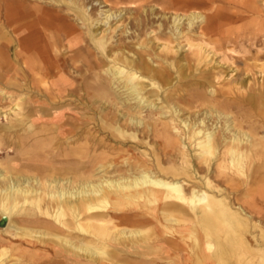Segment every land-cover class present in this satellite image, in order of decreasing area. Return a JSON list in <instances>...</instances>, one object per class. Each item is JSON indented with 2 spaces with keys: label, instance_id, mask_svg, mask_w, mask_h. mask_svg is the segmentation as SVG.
<instances>
[{
  "label": "bare ground",
  "instance_id": "obj_1",
  "mask_svg": "<svg viewBox=\"0 0 264 264\" xmlns=\"http://www.w3.org/2000/svg\"><path fill=\"white\" fill-rule=\"evenodd\" d=\"M109 1L0 0V84L15 90L18 82L23 94L0 87L13 98L0 109L12 115L0 136L8 156L0 161V264H264V101L250 100L260 125L247 129V119L230 116L245 106L214 99L212 87L181 94L180 85L168 107L156 105L174 63L142 44L148 59L125 55L126 39L149 27L138 16L121 31L134 35L114 39L111 19L137 12V0L102 9ZM186 19L202 29L205 18ZM181 20L172 18V36L184 33ZM96 98L107 109L98 119ZM143 110L159 117L145 121ZM103 130L123 139L141 131L153 159L96 153L104 144L94 133ZM213 165L220 187L207 177ZM249 183L232 205L230 195Z\"/></svg>",
  "mask_w": 264,
  "mask_h": 264
},
{
  "label": "rangeland",
  "instance_id": "obj_2",
  "mask_svg": "<svg viewBox=\"0 0 264 264\" xmlns=\"http://www.w3.org/2000/svg\"><path fill=\"white\" fill-rule=\"evenodd\" d=\"M93 3H96L95 6L98 7V2ZM102 4L101 6H104V8L102 7L104 10L110 7L114 10L124 9L125 6L130 5L128 3L125 5L116 4V0H110L108 5ZM133 4L137 12L134 11L130 14L127 9L126 11H121L120 14L122 16L117 13V16L111 19V29L115 30L114 39L126 38L131 34L134 35L133 30L128 31L126 34H122L121 31L125 27L130 28L133 18L139 16L149 28L146 32L142 29L139 38H134V40L132 38V40L126 39L128 45L123 47L124 54L130 55L129 57H142L143 60L148 59L143 50L140 49V44H142L148 47L155 60L157 59L156 61L165 64L170 61L174 63V67H168V70H166V76L170 79V83L165 84L162 91H159V95L154 97L156 105L168 107L169 104L165 101L166 95L173 92L180 85L186 90L185 92H180L181 94L190 93L191 89L195 88L202 89L208 93V90L212 87L216 90L214 99H229V101L238 103L239 106H245L247 113H244V115L240 110L232 109L230 112L232 119L234 118L236 122L239 121V118L241 120L242 117L244 120L247 119L242 123L245 129L251 125H260L258 123L259 118L254 115L255 109H252L255 103L250 102V100L256 101L261 98L264 101V0H167V2L166 0L164 2L161 0H137ZM90 7L91 5L87 6L88 11L91 9ZM259 10H261V13H258ZM192 12L204 15L205 19L200 25L202 29H199V24H195L190 28L187 26L186 18ZM94 13L98 14V11ZM175 15L178 18L182 17L180 30H184V33L178 37L172 36L170 32L172 18ZM222 15H224L223 20L219 18ZM159 24H162L160 30H158ZM152 30L153 32H151ZM155 64L150 63L153 67L158 68V64ZM95 71L99 73L101 68ZM0 87L7 91L6 96H23L20 93L18 82L14 86L15 90H10L8 86L5 87L3 84H0ZM207 96L210 97L209 94ZM12 99L4 98L0 93V109L8 111L11 108ZM70 100L73 101V99ZM96 100H99V98H96ZM101 104L100 100L94 102L93 107L96 119H98L99 115L103 116L107 112V109L104 108L105 105L102 107L103 110L100 111L98 107ZM179 105L181 108L185 107L181 103ZM200 114H202V111ZM65 115L68 116L67 114ZM139 116L143 120L150 122H153V118L159 117L158 113H150L149 110H143ZM11 117L10 113L6 117L0 116V136L2 134V125L6 124ZM200 118H202L201 115ZM162 119L164 120V118ZM96 123L94 122V124ZM120 123H123V120ZM88 127L93 128V124ZM160 128L161 125L158 126V129ZM215 131L218 133L219 128L215 129ZM137 134L139 137L142 135L141 131H138ZM94 135L98 138L96 140H101L104 144L102 147L96 146V153L106 151L104 147H107L110 148L108 155L111 158L117 157L118 153L123 158H129L132 153L133 158L131 161L135 162L138 155L146 152L150 153L151 157L149 159H153V148L146 143L149 139L141 141L139 137L136 139L117 138L111 136L108 130L95 131ZM76 145V143H72L71 146ZM158 145L155 144V147ZM161 147V145L158 146L160 150ZM161 152L159 153L161 154ZM7 157L6 153L2 152L0 161L5 164ZM121 157L117 159L119 165L121 164ZM211 168L207 172V177L213 180V184L218 181L222 182L220 178H216V175L222 171L215 168V165ZM202 175H205V173H202ZM233 175L235 178L238 177L235 174ZM180 179L181 181L183 180L182 176ZM217 184L220 187L221 184ZM249 185L251 183L247 184V186H242L237 195H230L232 205L236 202V196L243 195L245 188H251ZM129 258L135 262L138 260L135 256H130Z\"/></svg>",
  "mask_w": 264,
  "mask_h": 264
},
{
  "label": "water",
  "instance_id": "obj_3",
  "mask_svg": "<svg viewBox=\"0 0 264 264\" xmlns=\"http://www.w3.org/2000/svg\"><path fill=\"white\" fill-rule=\"evenodd\" d=\"M5 223V218H2V220H0V227Z\"/></svg>",
  "mask_w": 264,
  "mask_h": 264
}]
</instances>
